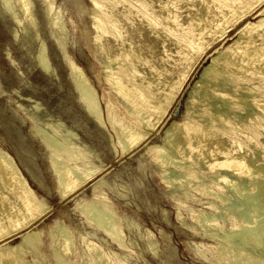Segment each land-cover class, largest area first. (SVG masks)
<instances>
[{"label": "rangeland", "instance_id": "1", "mask_svg": "<svg viewBox=\"0 0 264 264\" xmlns=\"http://www.w3.org/2000/svg\"><path fill=\"white\" fill-rule=\"evenodd\" d=\"M31 1L33 5L32 11L35 14L36 18V27L26 25L27 28L24 30L22 25L15 23L11 19L10 11L5 9L3 3L0 0V146H3L12 154V156L16 158L22 172L29 182L31 189L39 198H41L45 207L47 206L49 210L48 211L46 209L48 212L46 211L45 213H43L44 215H41V220L39 219V221L34 226H32L33 229H41V242L37 245L35 254L33 255L38 259V264H56V259L64 261V263L66 264L96 263V259L94 257L95 255H93L94 253L85 248L86 243L84 242L85 240H83V238L93 242L99 248H101L100 252L102 251L101 253L105 257V260L103 261L104 263L102 262L103 264H109L112 261L114 263H117V261L118 263H120V261H122L121 263L123 264H229L228 261L225 260L226 262H224L221 256L217 255V247L221 243L228 246L230 244V241L243 243L244 240L242 239L241 235L233 238L227 237V234L231 232L233 227L234 229H237L241 226L242 222L240 220L242 218V213L239 211V207L236 208L231 204V201H234V196L237 198L240 196L233 193L234 191L231 186L228 185L227 187L226 184H224L220 180H217V173H219V171H222V169L219 167H209L208 169L206 163H200L199 165L194 167V170L189 167L192 171H190V169L188 170L185 167L183 169L181 166L186 161V158L181 154H176L175 161L177 165L168 163L164 165L158 164V166H156L157 164L154 163L155 161L151 156V152H148L147 146L153 143H162L163 133L168 123L173 119L179 120L185 113L186 109L189 107V94L192 90V87L194 86V82L198 78H200L205 66L211 62L212 55H216V49H222L231 44L237 37L238 28L244 23V21H246V19L226 30V34L228 36L225 34L223 37L214 42L210 41L206 46L207 48L205 46L202 48L203 52L198 54L199 56L197 55L196 58L193 59L190 67L187 70L188 75L186 76V78L182 82L183 84H181L178 90L177 99L173 104L174 106H172L171 108L172 110H170L171 112L167 117L161 119L157 123V128L154 127L152 130H148L145 128V125L140 122V117H137L138 119H140L137 120L135 116L128 112L129 110H125L128 109V104H125L127 103L126 99L120 98V96L115 93V89L113 91L111 85L106 82V73H108V66L111 63L110 56H112L114 52L120 50L119 48H128L130 46L134 51H136L139 57L145 60H149L148 63L150 64L148 68V63H146V65L145 62H142L143 60L141 58L137 59V61L135 59L137 68L145 75V77L149 81H153L154 84L158 79H167L169 81L173 78H176V75H178L179 72L185 67L184 62H182L181 60L180 62H178V56L181 49L178 43L175 42L176 39H174L173 37L179 35L180 30L178 29L184 28L189 19L196 12L197 15H202L203 19L205 17L206 19L210 18V14H207L205 11L200 9L199 4L197 5L196 0H193L194 2L192 0H184V2L182 0H169L170 2L167 0H143V2L146 1V3H144L148 6H150L149 4H152L154 6V10L156 12L155 14L158 13L157 15L162 16V12L164 11L160 9L161 7H159L158 3L159 1L167 2V4L169 5L168 8L177 17V20L179 19V25H177L178 28L176 27L177 29L175 33H172L173 35H175L173 36L171 33H169L171 35L167 34L169 36L168 37L164 33V31L160 29V25V27L158 26L159 29L156 28L154 30L156 35L155 33H151L150 28H148L149 25H147L148 23L144 21L145 19L140 20V18L134 14L130 17L131 20H128V22H126L124 17L121 16L122 11H124L123 7L117 6L115 9L117 15L115 14L114 17L115 19H117L116 29H112V27L109 28L114 32L118 30L119 33L117 34H120V36L123 34L121 37L123 40H117L120 37L114 39L111 34H109L112 31L107 28L104 31L105 34L101 36L102 38L99 41H95L94 38L96 33L98 34V32L95 27L91 25L93 24V19L96 13V6L94 5V3H92V0H50L51 6H53L52 10L55 11V9L57 8V11L59 13V18L61 21V27L57 25L59 28L50 25L51 16H48L46 14V11L43 10V8L45 7L44 2L42 3L43 0ZM10 3L12 4V8L15 10V12L19 13L20 11L17 6V0H10ZM3 8L5 9V11ZM6 12H8V15ZM138 18L139 21L136 20ZM249 19L251 21L252 19L253 21L257 20L253 17H248L247 20ZM121 28L123 29V32ZM197 28H200V26ZM34 30L39 34V38L37 40H34V38L32 37L35 32ZM21 31H23L26 35L23 32L22 34ZM153 35L156 38L153 37ZM60 36L65 37L66 40V56L73 59L75 64L79 68H81L89 84L96 91L101 116L102 119L104 118V121L106 122L102 126L95 123V121H93V119L87 115L83 107L78 102L77 91L74 90L72 83L68 78V69L65 60L62 59L63 56H61L62 54L61 52H59V48L57 47L58 45H56V39ZM40 39L44 41V45L48 54L47 56L51 63V68L53 69L52 71L54 72L50 75L44 74L42 71H40L37 67V60H35V57L38 54L40 44L38 41ZM124 41L126 44L124 43ZM121 42H123V45L121 44ZM127 43L129 44V46ZM101 44L106 48V50L100 49L99 51V49H97L101 48ZM176 54L178 56H176ZM167 57L170 59H167ZM106 60H108L110 63L108 64V61ZM139 60H141V62ZM144 65L147 67H145ZM152 66L155 71H153V69H151L150 71V67ZM163 68L165 70H162ZM156 69H160L159 72ZM26 97H30L33 101H36L40 104V108L35 113V120L37 121V123L39 122V124L44 129H46L47 131L49 130L48 132H50V126L47 127V124L58 121L60 123H63L59 127L54 125L58 128H55L58 133H62L63 130L67 128L76 134V138L74 140L75 145L80 147L83 155L85 154L83 161L79 160L78 166L80 167V169L84 168L83 166H81V162L85 161L86 163H91L89 164L90 166H96L98 164L101 166L103 165L101 173L95 179L89 180L85 182L82 187L80 186L79 188H77V193L75 192L72 195L65 197H60V194H58L59 191L56 186V176L54 173H52L54 171H52L53 168L51 164H49L48 154L41 148V146L37 143V140L30 133V122L26 120V124L22 123L21 119L19 118V115L22 116L24 114L25 116L27 115V113L35 112V110L30 106L33 103H28L22 100ZM122 99H124L126 102H123L124 100ZM109 100L111 101V106L108 110L106 107V103L109 102ZM18 104L23 105V107H25L24 109L27 111L23 109L25 111L24 112L22 108L18 106ZM107 115L112 117H110V119L114 121L116 129L118 131L123 128L124 125L122 126V124H129L139 131H144L146 137L144 136L143 139L145 140L142 139L143 142L142 140H140L138 142L139 144L137 143L135 147L133 146L131 147V149H127L128 151L125 150L122 153L121 148H119L118 146V139L117 137H115L117 136L116 132L114 129L112 130L111 125L109 126L108 119L106 120ZM118 118L120 119L119 121ZM120 122L122 124H120ZM116 123L118 124V126L120 125L119 128L117 127ZM45 124L46 126H44ZM61 126H64L62 127L63 130L60 128ZM114 132L115 134H113ZM261 138L262 136L260 137V139ZM110 139L112 144L109 143ZM25 143H27L28 145H22L21 147L19 146ZM114 143L118 145H114ZM109 144L112 146H110ZM130 150L132 153H130ZM86 151H88V153ZM93 154L95 156H93ZM143 156L146 158H144ZM220 160L222 159L219 156V161ZM180 161H182L183 163ZM168 168L170 170H168ZM186 169L188 171H186ZM167 170L170 172H168ZM165 171L167 179L171 180L169 183H167L163 179ZM197 172L200 173L199 176L197 175ZM173 173H176L177 177H175ZM183 173H185L187 176L190 175V178L184 176ZM191 173H193V176L191 175ZM210 174L215 175L212 176ZM172 175L174 176V178ZM207 175L208 177L210 175L211 178H207ZM98 177L101 178L102 184L100 183L95 186L93 182L94 180L97 181L99 179ZM213 179H215V181ZM160 180L163 181L161 182ZM176 180L180 181L181 185L177 184L179 182H175ZM177 185L179 187L181 186V188L183 186L184 187L183 189L180 188L179 190ZM186 185H190V187ZM219 186H221L220 191L218 189ZM168 188H170L171 190ZM208 194H210V196ZM94 196L95 198H93ZM219 196L221 197V200L225 199L224 203L226 201L223 206H221V202L223 201L220 200ZM193 197L195 198V200H193ZM229 197L232 198V200L228 199ZM90 198L95 204L92 208L96 211V213L95 211H92V208H90L89 220L97 219V217L100 215V210L98 212V209H101L100 201L105 202L107 205L108 214L111 213L114 216V219H117L118 221L116 222L119 230L122 233V242L123 246H125L123 248L124 250L117 248L116 245H114V243L107 236H105V234H103V231H101L100 229L95 230L90 222L94 220L86 221V219H84V216L81 215L82 213H79L83 210V208L81 207L83 204L82 201L89 200ZM185 199L186 203H184ZM226 199H228V201ZM77 202L79 206L77 205ZM255 202H251L246 213V215L248 214L247 216H250V218L253 220L252 224L259 222L264 218V212H260V209ZM73 204L75 205L73 206ZM96 204L99 205L97 206ZM225 206L227 207L225 208ZM233 209L235 211H233ZM250 210L252 211V213ZM253 211L256 213H254ZM200 212L202 214L206 213L208 215H201ZM238 213L239 215H237ZM196 214L200 216H195ZM226 215L232 218H227ZM213 216L215 217L214 220L216 221V223H213L214 220L209 221V217ZM256 216H258V218H260L261 216L262 219H258ZM108 217L106 214L100 219L102 227H106L108 225ZM222 218L224 220H222ZM206 220H208V223H206ZM124 221H126V225ZM55 222H58V224L56 225ZM230 222L233 225H231ZM204 223H206L207 225ZM60 224L62 225V227ZM214 225L216 226L217 230L216 228H214ZM55 227H57V229ZM143 227L144 230H142ZM135 228L138 231L135 230ZM219 228L222 230H220ZM57 231L59 233H57ZM65 231L68 234L67 236L69 237L68 239L71 246V249L69 248V251L71 252H69L68 254H66V252L63 250L61 243V241L63 240V237L61 235H63ZM137 232L138 235L136 234ZM209 232L210 234H208ZM50 233L54 234L53 241L50 237ZM76 235L79 237H77ZM90 235L91 237H89ZM80 237L82 241L80 240ZM136 237H138L139 239ZM17 240L18 238L16 236L13 238H9L6 241L10 245H13ZM83 244L85 246H83ZM147 245L150 250L148 249ZM249 247V249H253L251 252L252 255L257 258V261H262V259H264L263 248L259 247L255 248V250L254 247ZM213 249H216L215 252H217L215 253ZM153 251L155 253H153ZM51 255L53 256L51 257ZM114 256H116L117 258L115 259ZM106 257L109 258L106 259ZM219 258L221 259L220 261ZM28 259H31L30 255L28 256Z\"/></svg>", "mask_w": 264, "mask_h": 264}, {"label": "bare ground", "instance_id": "2", "mask_svg": "<svg viewBox=\"0 0 264 264\" xmlns=\"http://www.w3.org/2000/svg\"><path fill=\"white\" fill-rule=\"evenodd\" d=\"M182 1L184 2V0ZM196 1H197V5L199 4L200 9L205 11L207 14H210V18L206 19L205 17L204 19L206 20H204L202 15H197V12H196L195 13L196 15L194 14L189 19L185 27L183 26L184 28L178 29L180 30L179 35L175 36L176 38L173 37L174 39H176L175 42L178 43L181 49L179 56L177 55L178 53L176 54V56L179 57L178 62H180V60L184 62L185 64L184 69L186 70L184 69L181 70L179 74L176 75V78H173L169 81L167 79H164V80L158 79L157 82L155 81L156 83L154 84L153 81L151 80L149 81L145 77V75L137 68L136 66L137 64H135L136 63L135 59L137 61V59H140L141 57H139L136 51H134L133 48H131L129 44L127 43L129 46L128 48H125V47L119 48L120 50L114 52L112 56H110L111 63L108 60H106L108 61V64L110 63L111 65L109 64L108 66L109 70L106 68L108 70L107 71L108 73H106L107 81L106 80L105 81L111 85V88H113V91L115 89V93L119 95L120 98L126 99L127 103L125 104H128L127 105L128 109H125V110H129L128 112H130L133 116H135L137 120H140L137 118V117H140L141 118L140 122L143 125H145V128L148 130H152L154 127H156L157 123L161 119L167 117L168 114L171 112L170 110H172L171 108L172 106H174L173 104L174 102H176V99H177L178 90L181 84H183L182 82L188 75L187 70L190 67V64L192 63L193 59L196 58L198 54L203 52L202 48L204 46L206 47L210 41L214 42L218 40L219 38L223 37L226 34V30H228L231 26H234L235 24L240 23L242 20L246 19V21H244L243 24L241 23L242 25L238 28L236 39L231 44H229L227 47L222 48V49H216L215 51L216 55H212L211 62L205 66L200 78H198L194 82V86L192 87V90L189 94V103H188L189 107L186 109L183 116L179 120L177 119L171 120L166 126L165 131L163 133L162 143L161 144H156V143L149 144L147 146V150L148 152H151L152 155L151 154L150 155L153 157V160L155 161L153 162L157 164L156 166H158V164L164 165L168 163L177 165L175 161L176 154H181L185 156L186 158V161H185L186 163L184 162V164L181 166L183 169L185 167L188 170L190 168L194 170V167H196L200 163L201 164L206 163L208 166V169L209 167L221 168L222 171H219V173H217V180L218 181L220 180L221 182L226 184L227 187L228 185L231 186L234 191L233 193L238 194L240 196L237 198L233 195L234 201H231V204L236 208L239 207L240 209L239 211L242 213L241 214L242 218L240 220L242 222L241 226L238 227L237 229H234L233 227L231 232L227 234V237L233 238V237L241 235L244 242L238 243V242L230 241V244L228 246H226V244L223 245L221 243L219 244V246L217 245L218 246L217 255L221 256L224 262L228 261L229 264H264V259H262V261H257L256 260L257 258L252 255L251 251L253 249H249L250 248L249 246L254 247V249L259 248V247L264 249V218L262 219L260 216L262 220L260 221L258 220L259 222L252 224L253 220L250 218V216H247L248 214L246 215L251 202H255V201H256L255 202L256 205L260 209V212L261 211L264 212V0H196ZM1 2L3 3L5 9L10 11L11 19L15 23L22 25L24 30L27 28L26 25L36 27V18H35V14L32 11L33 5H32L31 0H17V6L20 11L19 13H22V14L15 12V10L12 8L13 6L10 3V0H1ZM43 2L45 4V7H44L45 9L43 8V10L46 11V14L48 16H51L50 25L61 27V21L59 18V13L57 11V8L55 9L56 12L52 10L53 6H51L50 0H43L42 3ZM144 2L146 3V1ZM144 2L143 0H92V3H94V5L96 6V13H95L94 19L92 18L93 24L91 25H93L98 32V34L96 33L94 40L99 41L102 38L101 36L105 34L104 31L107 28L110 31H112L110 29L111 27L112 29H116L117 19H115L114 17L116 14L115 9L117 6L123 7L124 11L121 10L122 11L121 16L124 17L126 22H128V20H131L130 17L134 14L137 17H139L140 20L145 19L144 21L148 23L147 25H149L148 28H150L151 33H155L154 30L156 28L159 29L160 26H161L160 29L163 30L166 35L169 33L171 34L175 33L176 29L178 28L177 25H179V21H178L179 19L177 20V17L168 8L169 5L167 4V2L159 1L158 3L159 7H161L160 9L164 11L162 12L163 16L157 15L158 13L155 14L156 12L154 10V6L152 4H149L150 6H148ZM158 4H157V7H158ZM189 4H192V3H189ZM6 13L8 15V12ZM248 17H253L254 19L256 18L257 20L255 21H253V19L252 21L250 19L247 20ZM139 18L136 20L139 21ZM199 26L200 28H197ZM32 27H31V30H32ZM23 31H21V33ZM117 31L116 32L112 31L114 33L111 32L109 34H111V36L114 39H117L118 37L120 38H118L117 40L122 39L121 37L123 34L120 36V34H117L119 33V31L118 32ZM122 32H123V29H122ZM32 37L34 38V40L35 39L37 40L39 38V34L37 33V31L34 32ZM153 37L155 36L153 35ZM92 39H93V36H92ZM38 42L40 44H39L38 54L35 57L36 58L35 60H37L36 61L37 67L44 74L50 75L51 73H54V72L52 71L53 69L51 68V63L47 56L48 54L46 51V47L44 45V41L40 39ZM56 43H57L56 45H58L57 47L59 48V52H61L62 54L61 56H63L62 59L65 60V63L68 69V78L71 81L74 90L77 91L78 102L83 107L87 115L91 117L93 121H95V123L102 126L106 122L104 121V118L102 119V116H101V111H100V106L97 100L96 91L89 84L81 68H79L75 64L73 59L66 56L65 37H62V36L58 37L56 39ZM121 44L123 45V42H121ZM100 47L101 48H97L99 49V51L100 49L106 50V48L102 44ZM141 59L143 60L142 62H145V64L148 63L149 61L148 59L147 60L143 58ZM167 59H170V58L167 57ZM139 61L141 62V60ZM149 64L150 63H148V68H149ZM151 69L155 71L153 66L150 67V71ZM159 70L157 71L159 72ZM162 70H165V69L163 68ZM165 74H168V73H165ZM22 100L28 103H33L30 106L35 110V112H32V113L26 112L27 115L25 116L24 114L22 116L19 115V118L21 119L22 123H25L26 120L30 122L29 123L30 133L37 140V143L41 146V148L45 150L46 153L48 154L49 164H51L53 168L52 171H54L52 173H54L56 176V186L58 188V191H59L58 194H60V197L72 195L73 193L76 192L77 188H79L80 186L82 187V185L85 182L95 179L101 173L103 165L101 166L98 164L96 166H93V165L90 166L89 164L91 163H86L85 161V162H81V166H83L84 168L80 169V167L78 166L79 165L78 163H79V160L83 161L85 154L83 155V152L81 151L80 147L75 145L74 140L76 138V134L67 128L63 130L62 127L64 126L60 127L63 130V132L58 133L57 130L55 129L57 127H55L54 125L59 127L60 125L63 124L58 121L47 124L48 125L47 127L50 126L49 128L50 132H48L49 130L47 131L46 129H44L39 124V122L37 123V121L35 120V113L40 108L39 107L40 104L37 103L36 101H33L30 97H26ZM126 101L124 100L123 102H126ZM18 106L22 108V110L25 108L21 104H18ZM110 106H111V101L109 100V102L106 103V107L108 110ZM110 117L111 116L107 115V118L106 117L105 118L106 120L108 119L109 122L108 121L107 122L109 126L111 125L112 130L114 129L116 132L117 136L115 137H117L118 139L117 141L119 145L116 143H114V145L115 144L118 145L119 148H121L122 153L129 148L131 149V147L133 146L135 147L136 144L144 138L145 136L144 131H139L135 127L130 126L129 124H126V125L125 123L122 124L123 121L122 123L120 122V124L124 126L123 128H121V130L118 131L116 129V125L114 121L111 120ZM46 119H49V118H46ZM119 120L120 119L118 118V121ZM44 126H46V124ZM117 127L119 128L120 125L118 126L117 124ZM115 132L113 134H115ZM261 136L263 138V139L261 138L262 140L260 139ZM109 143L112 144L111 139ZM22 145H28V144L25 143L19 146L21 147ZM86 152L88 153V151ZM130 153H132L131 150H130ZM93 156L95 155L93 154ZM219 156L222 159L220 161H219ZM93 159H96V158H93ZM187 169L186 171H188ZM191 169L190 171H192ZM168 170L170 169L168 168ZM197 173H198L197 175L199 176L200 173L199 172ZM165 174H166V171L164 172V176L162 174L161 175L163 176V179L167 183H169L171 180L167 179V175ZM183 174L184 176H187L185 173ZM192 174L193 173H191V175ZM173 175L177 177L176 173H173ZM210 175L209 177L207 175V178H211ZM187 177L190 178V175ZM213 180L215 181V179ZM101 181H102L101 178H99L97 181L94 180L93 184L97 186L98 184L101 183ZM160 181L162 182L163 180H160ZM175 182H179L177 184L181 185L180 181L176 180ZM190 183H187V184H190ZM186 186L190 187V185H186ZM183 187L181 188V186L180 187L178 186L179 190L180 188L183 189ZM218 189L220 191L221 186H219ZM208 195L210 196V194ZM93 198H95V196ZM228 199L232 200V198L230 197ZM228 199L226 200L228 201ZM193 200H195V198ZM220 200H221V197H220ZM224 200L225 199L221 200L223 202L220 201L222 203L221 206H223V204L226 203V201L224 203ZM82 202L83 204L81 207L83 208V210L81 209L82 211L79 213L80 214L82 213L81 215L84 216V219H86V221L94 220V219L89 220V209L94 207L95 205L93 200L90 198L89 200L82 201ZM184 203H186V199ZM75 204H73V206ZM100 204H101V209H98V212L100 210V215L94 221H90L91 224L93 225L95 230L100 229L101 231H103L104 232L103 234H105V236H107L114 243V245H116L117 248L123 249L125 246H123L122 233L118 228L117 219H114V216L111 213L108 214V209H107V205L105 202L100 201ZM77 205H78V202H77ZM96 205L98 206L99 204H96ZM210 206H215V205H210ZM226 207L227 206H225V208ZM46 209L48 210L47 206L45 207L41 198H39L35 194V192L31 189L29 182L27 178L25 177L24 173L22 172L16 158L12 156V154L7 149H5L3 146H0V264H38V259L33 255L35 254V249L37 245L41 242V239H40L41 229L36 230V229H33L32 226H34L39 221V219L42 218L41 215L47 211ZM211 210H212V207H211ZM92 211H95V210H93L92 208ZM233 211L235 210L233 209ZM217 213H221V212H217ZM106 214H107V217L109 216L108 217L109 223L107 222L108 225L106 227H102V223L100 219ZM200 214L208 215L206 213L202 214L201 212ZM223 214H226V213H223ZM237 215H239V213ZM195 216H200V215L196 214ZM209 216H212V215H209ZM229 216L226 215L227 218H232ZM256 217L258 218V216ZM209 218L207 219H209V221H212L214 220L215 217L213 216ZM222 220L224 219L222 218ZM207 221L208 220H206V223H208ZM214 221L213 223H216V221L215 222ZM254 221H255V218H254ZM90 222H89V225H90ZM124 222L126 225V221ZM55 224L57 225L58 222H55ZM231 225L233 224L231 223ZM55 228L57 229V227ZM214 228H216L215 225H214ZM135 230L137 229L135 228ZM142 230H144V227ZM57 233L59 232L57 231ZM136 234L138 235V232ZM208 234H210V232ZM67 235L68 234L66 233V231L64 232L63 235H61L63 237L62 238L63 240L61 241L62 248L66 252V254L71 252L69 251V248L71 246H70V242L68 239L69 237ZM16 236L18 240L13 245H10L6 241L7 239L13 238ZM50 237L53 241L54 234L50 233ZM81 237H80V240H81ZM89 237H91V235ZM83 240H85L84 242L86 243V246L84 244L83 246H85V248H87L89 251L94 253L93 255H95L94 257L96 259V263L94 264H103L105 257L102 255L101 253L102 251L100 252L101 248H99L96 244H94L93 242L87 239L83 238ZM213 250L215 252L216 249H213ZM154 251L153 253H155ZM29 255L31 259H28ZM52 256L53 255H51V257ZM107 258L109 257H106V259ZM114 258L116 259L117 257L114 256ZM220 260L221 259L219 258V261ZM121 262L122 261H120V263ZM55 263L56 264H66L64 263V261H61L59 259H56ZM117 263H114L112 261L109 264H117Z\"/></svg>", "mask_w": 264, "mask_h": 264}]
</instances>
